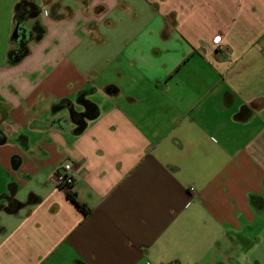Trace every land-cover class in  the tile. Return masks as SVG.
<instances>
[{"label":"crops","instance_id":"1","mask_svg":"<svg viewBox=\"0 0 264 264\" xmlns=\"http://www.w3.org/2000/svg\"><path fill=\"white\" fill-rule=\"evenodd\" d=\"M65 1L34 0L43 36L0 59V264H245L264 237V0ZM81 92L98 114L76 134L51 107L81 113ZM65 162L85 213L54 181Z\"/></svg>","mask_w":264,"mask_h":264},{"label":"trees","instance_id":"2","mask_svg":"<svg viewBox=\"0 0 264 264\" xmlns=\"http://www.w3.org/2000/svg\"><path fill=\"white\" fill-rule=\"evenodd\" d=\"M40 14V7L34 0H20L13 8V22L14 27L18 26V38L12 35L9 39L10 49L6 57L7 63L10 66L18 64L23 58L29 54L28 44L31 40H39L45 30L44 27L37 20ZM32 22V28H28L27 23ZM33 38V39H32ZM86 93L81 92L76 98V102L83 108V112L78 113L72 110V105L68 100H62L51 107L52 112L63 109L69 106L70 121L74 124V132L76 134L82 132L87 122L94 120L97 117L98 109L95 104L86 99ZM69 200L76 205L83 213H85L84 206L81 205L76 195L70 191L67 193Z\"/></svg>","mask_w":264,"mask_h":264},{"label":"rangeland","instance_id":"3","mask_svg":"<svg viewBox=\"0 0 264 264\" xmlns=\"http://www.w3.org/2000/svg\"><path fill=\"white\" fill-rule=\"evenodd\" d=\"M20 0H0V59L4 60L10 49L9 39L14 32L13 24V8ZM65 3L71 4L70 0ZM72 5V4H71ZM41 24V22H39ZM42 25V24H41ZM28 28H32L31 22L27 23ZM33 39V38H32ZM32 42V40L30 41ZM7 60V58H6ZM260 247L247 251L245 264H264V237L261 239Z\"/></svg>","mask_w":264,"mask_h":264},{"label":"built area","instance_id":"4","mask_svg":"<svg viewBox=\"0 0 264 264\" xmlns=\"http://www.w3.org/2000/svg\"><path fill=\"white\" fill-rule=\"evenodd\" d=\"M54 181L59 188L65 190L67 193L71 191L74 179L70 163L65 162L57 167L54 173Z\"/></svg>","mask_w":264,"mask_h":264},{"label":"water","instance_id":"5","mask_svg":"<svg viewBox=\"0 0 264 264\" xmlns=\"http://www.w3.org/2000/svg\"><path fill=\"white\" fill-rule=\"evenodd\" d=\"M18 34H19V32H18V26H16L14 28V32L12 33V36L17 39L18 38Z\"/></svg>","mask_w":264,"mask_h":264}]
</instances>
